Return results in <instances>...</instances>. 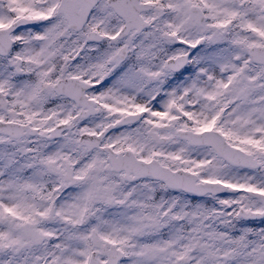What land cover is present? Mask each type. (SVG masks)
<instances>
[{
    "label": "snow or ice",
    "instance_id": "1",
    "mask_svg": "<svg viewBox=\"0 0 264 264\" xmlns=\"http://www.w3.org/2000/svg\"><path fill=\"white\" fill-rule=\"evenodd\" d=\"M0 264H264V0H0Z\"/></svg>",
    "mask_w": 264,
    "mask_h": 264
}]
</instances>
